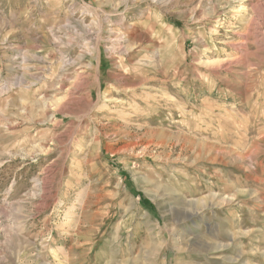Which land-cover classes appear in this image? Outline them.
<instances>
[{
    "label": "rangeland",
    "instance_id": "374dc122",
    "mask_svg": "<svg viewBox=\"0 0 264 264\" xmlns=\"http://www.w3.org/2000/svg\"><path fill=\"white\" fill-rule=\"evenodd\" d=\"M0 264H264V0H0Z\"/></svg>",
    "mask_w": 264,
    "mask_h": 264
},
{
    "label": "bare ground",
    "instance_id": "6f19581e",
    "mask_svg": "<svg viewBox=\"0 0 264 264\" xmlns=\"http://www.w3.org/2000/svg\"><path fill=\"white\" fill-rule=\"evenodd\" d=\"M157 2L160 0H156ZM162 2H166L167 0H161ZM153 2V1H152ZM170 2V1H169ZM155 4V3H154ZM261 10V9H260ZM261 23V22H260ZM111 32V31H110ZM114 31H112L113 33ZM99 34V32H98ZM111 34V33H110ZM256 35V34H255ZM112 36V35H111ZM115 36V35H114ZM118 36V35H117ZM123 37V36H122ZM125 41V40H124ZM89 44L87 43L86 46L84 47L86 51L89 48ZM241 48V47H240ZM110 52H118V53H123V38H116V39H111V46L109 47ZM50 185V184H49ZM189 220V219H188ZM182 223H184V220H182ZM21 226V225H19Z\"/></svg>",
    "mask_w": 264,
    "mask_h": 264
}]
</instances>
